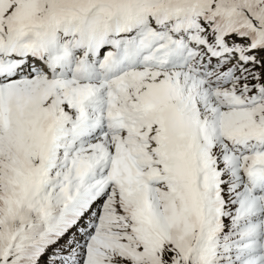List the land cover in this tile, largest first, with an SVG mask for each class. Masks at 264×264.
Returning a JSON list of instances; mask_svg holds the SVG:
<instances>
[{
    "label": "snow or ice",
    "instance_id": "obj_1",
    "mask_svg": "<svg viewBox=\"0 0 264 264\" xmlns=\"http://www.w3.org/2000/svg\"><path fill=\"white\" fill-rule=\"evenodd\" d=\"M0 264H264V0H0Z\"/></svg>",
    "mask_w": 264,
    "mask_h": 264
}]
</instances>
